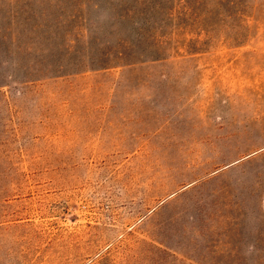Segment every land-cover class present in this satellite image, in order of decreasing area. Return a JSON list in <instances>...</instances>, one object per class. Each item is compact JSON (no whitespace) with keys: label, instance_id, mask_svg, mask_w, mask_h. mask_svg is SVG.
Wrapping results in <instances>:
<instances>
[{"label":"rangeland","instance_id":"rangeland-1","mask_svg":"<svg viewBox=\"0 0 264 264\" xmlns=\"http://www.w3.org/2000/svg\"><path fill=\"white\" fill-rule=\"evenodd\" d=\"M58 1L0 0V28L50 11L65 17L50 51L82 57L131 29L117 15L132 0ZM200 28L173 25L161 63L0 87V264L264 256V25L239 45Z\"/></svg>","mask_w":264,"mask_h":264},{"label":"trees","instance_id":"trees-1","mask_svg":"<svg viewBox=\"0 0 264 264\" xmlns=\"http://www.w3.org/2000/svg\"><path fill=\"white\" fill-rule=\"evenodd\" d=\"M48 1L49 4L53 2ZM174 2L184 8L180 19L172 11ZM57 3L61 4L58 0ZM263 7L264 3L257 6L251 0H132L124 4L117 15L125 24H131V29L116 33L115 37L112 33L114 40L106 39L104 43L107 45L84 57L71 55V42L69 46L63 45L58 54L56 50L52 53L47 45L49 40L55 39L57 27H61L65 17L61 20L60 15L54 16L50 11L40 15L24 13L18 22V31L13 33L10 30L12 14H9V22L0 28V48L6 53L0 62V87L66 76L87 69L101 70L117 65L141 67L161 63L172 57L175 32L170 29L175 24L182 26V29L199 24L208 38L219 26L220 31L223 30L224 41L239 45L248 41L258 27L264 25V17L258 15ZM30 38L36 39L39 44V52L34 57L26 54L24 48ZM197 44L202 43L189 40L185 51L192 53L199 50L201 47H197ZM11 45H15L14 51ZM16 52L20 53L15 55ZM240 262L238 264H264V256H257L250 262L242 258Z\"/></svg>","mask_w":264,"mask_h":264}]
</instances>
